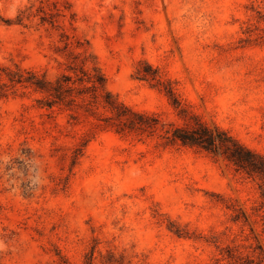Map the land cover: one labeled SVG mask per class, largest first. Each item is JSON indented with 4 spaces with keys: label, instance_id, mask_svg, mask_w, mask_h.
Instances as JSON below:
<instances>
[{
    "label": "rangeland",
    "instance_id": "374dc122",
    "mask_svg": "<svg viewBox=\"0 0 264 264\" xmlns=\"http://www.w3.org/2000/svg\"><path fill=\"white\" fill-rule=\"evenodd\" d=\"M144 63L264 155V0H0V264H264L259 182L168 143L185 119L138 78ZM80 66L159 130H98L74 160L97 120L40 108L44 94L8 73L55 81Z\"/></svg>",
    "mask_w": 264,
    "mask_h": 264
},
{
    "label": "trees",
    "instance_id": "16d2710c",
    "mask_svg": "<svg viewBox=\"0 0 264 264\" xmlns=\"http://www.w3.org/2000/svg\"><path fill=\"white\" fill-rule=\"evenodd\" d=\"M146 75H141L140 80H156L155 86H163L166 95L173 105L180 110V115L185 119L182 126L172 128L167 137L168 143L198 148L213 156H221L228 161L237 173L259 182L264 206V155H261L242 144L227 131L215 127L210 129L198 116L189 112L178 99L170 82L158 79V71L151 70L147 65ZM73 75L62 74L55 81L48 80L45 76L39 77L32 71L9 72L8 79L13 84L32 87L44 94L39 100L40 108L53 111L55 107L71 112L73 121L78 116L94 117L97 122H90V129L84 133L81 142L74 151V160L82 153L98 130L111 129L119 135H152L161 127L160 120L155 114L134 110L120 102L108 89L105 75L100 68L94 66L91 70L84 66L72 67ZM26 75V76H25ZM5 94H0V97ZM102 109L105 113L100 114ZM189 119H186L187 116ZM229 252V251H228ZM230 259L234 257L230 254Z\"/></svg>",
    "mask_w": 264,
    "mask_h": 264
}]
</instances>
